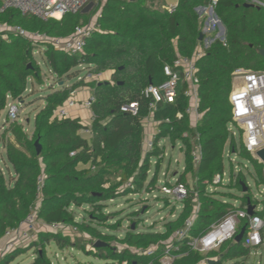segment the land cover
Instances as JSON below:
<instances>
[{
    "label": "trees",
    "instance_id": "obj_1",
    "mask_svg": "<svg viewBox=\"0 0 264 264\" xmlns=\"http://www.w3.org/2000/svg\"><path fill=\"white\" fill-rule=\"evenodd\" d=\"M211 1L177 0L173 12L168 13L149 7L143 0H105L82 53L72 56L15 33H0V120L8 96L21 102L30 79L42 83L40 64L34 58L36 50H41L44 65L58 84L62 83L58 90L51 87V92L43 98L44 106L34 117L30 135L17 121L3 124L0 145L5 147L2 162L6 172L0 167V238L7 230L18 227L31 210H35L37 220L46 225L66 227L65 232L39 231L37 242L8 254L0 264H9L26 252V247L29 250L38 247L31 264H50L45 252L49 243H55L59 249L76 247L68 238L73 233L71 228L75 231L81 228L95 238L115 240L124 246L121 254L107 247L101 248L109 253L105 259L112 263L125 260L127 264H159L169 245L178 248V251H171L176 256L172 264H202L204 259L217 257L218 264L245 262L250 253V248L244 246L247 219L240 220L237 227V234L245 228L239 244L224 243L215 253L206 256L190 251L186 245L233 210V204L219 197L238 199L239 209L247 207L248 201L254 204L249 188L242 197L225 193L218 196L206 191L214 176L224 171L226 145L232 154L237 153L249 162L255 173L254 184L264 187L263 166L244 151L241 141L237 146L227 130L231 123L228 97L232 73L240 68L264 72V59L257 53L264 49V8L244 7L243 0H218L214 11L225 29V43L216 40L204 49L202 41L199 42L202 22L196 9L206 7ZM95 11L88 15L78 12L65 14L60 20L41 21L7 10L0 13V25L18 27L27 34L67 37L76 27L89 24ZM3 35H6L5 39L1 37ZM199 48L203 54L196 62L197 110L201 115L198 124L195 128L189 127L184 115L188 100L182 94L173 104H159L154 116L156 120H171L168 125L159 126L160 133L155 142L169 137L174 143L182 139L183 133L188 134L187 139H182L186 145V172L192 174L195 182L189 187L184 175H179L178 182L188 189L181 210L175 219L165 223L163 232L139 233L135 229L128 231L123 240L102 235L96 227L109 219L103 213L105 203L139 192L150 169L149 158L159 155L156 146L152 153L145 157L142 154V123L147 115V101L141 98V92L149 85L164 82V65L171 64L177 56L190 57ZM82 71L91 75L111 71L112 83L85 81L84 78L77 81ZM72 80L76 81L66 85ZM81 87L91 89L95 99L91 105L89 128L79 119H51L53 111L62 107ZM134 102L139 104L136 117L120 111L121 106ZM177 112L183 113L180 120L175 118ZM87 129L91 136H82L80 132ZM7 133L11 140L5 139ZM35 142L40 146L39 153ZM195 142L199 143L201 151L196 167L191 164L190 157ZM161 162L162 159H158L154 166L155 173L149 180L152 187ZM80 166L84 168L79 169ZM115 172H118V184L108 185V177ZM233 184L240 192L242 184L248 187L243 176L235 179ZM195 201L199 208L187 237L180 242L174 241L173 234L191 216ZM81 206H91L92 210L88 213V222L80 224L70 209ZM254 215L264 218V211L254 212ZM150 248L155 250L152 256L142 254Z\"/></svg>",
    "mask_w": 264,
    "mask_h": 264
},
{
    "label": "built area",
    "instance_id": "obj_2",
    "mask_svg": "<svg viewBox=\"0 0 264 264\" xmlns=\"http://www.w3.org/2000/svg\"><path fill=\"white\" fill-rule=\"evenodd\" d=\"M101 0H1L0 13L7 10H15L21 15L31 16L41 21L50 19L59 20L65 14H76L81 12L88 4L93 3L94 9ZM218 0H212L206 7L196 9L199 20L202 22L201 33L203 35L202 45L206 49L210 47L216 40L224 43V38L221 30V21L215 14V7ZM244 4H249L255 8H264V0H243ZM94 30L93 23L87 24L84 27H76L74 32L67 37H48L43 33L27 34L18 27H8L0 25V33L10 32L28 38L35 43L49 45L55 50L63 52L68 55L81 54L86 40L91 36ZM203 30V31H202ZM214 36V37H213ZM3 39L6 35L1 36ZM203 51L199 48L190 57L177 56L171 64H166L162 68V73L165 78L164 82L158 85H149L141 92V98L147 101V115L143 122H152L159 128L161 124L168 125L169 118L156 120L154 118L158 105L161 103L173 104L176 102L179 95L187 98L188 104L184 108V115L188 119V125L195 128L198 124L201 115L198 113V97L197 87L198 78L196 76L197 68L196 62L202 56ZM84 78L85 81H95L99 83L101 74L91 75L84 74L83 77H78L77 81ZM232 89L228 97L231 113V123L228 126L229 135L236 138V133L241 139L244 151L252 158L257 160L263 166L262 172L264 177V164L256 157L257 152L264 150V72L250 71L245 69H236L232 75ZM73 94L65 102V106L55 109L52 113L51 119H64L68 117L67 108L75 106L76 101L73 99ZM11 104L7 106L6 103V119L5 124L16 122L18 120V101H13L9 96L7 102ZM94 103V99L90 98L85 103V107H90ZM120 111L136 117L139 114V104L137 102L126 104L120 107ZM183 117L182 112H177L175 118L180 120ZM92 121V117H91ZM3 123V124H4ZM160 133V130L150 132L143 141V157L154 151L155 146L160 151L161 144L164 138L155 142V138ZM85 134L91 136L89 129L85 130ZM188 134L183 133L182 139H187ZM157 143V144H155ZM185 150V146L181 143L179 150ZM71 156L74 153L70 154ZM149 158V164L151 159ZM191 164L197 165L201 159V152L199 146L193 147L190 152ZM155 164L158 159H164L165 155L159 152L155 156ZM177 163V162H176ZM154 164V166H155ZM184 168H182L183 172ZM167 177V173L163 174ZM171 178V175H170ZM223 183H229L226 175L214 176L211 184L206 188V191L212 192V187L222 186ZM131 188L130 184H127ZM160 194L172 199L173 201L182 205L183 200L187 197L188 189L183 184L178 182V179L172 181L165 180L161 185ZM253 212L256 211L255 204H252ZM181 207V206H180ZM195 212L184 222L181 229L175 231L172 236L174 241L180 242L187 237L190 227L195 220ZM248 220L247 232L245 234L244 246L252 249L264 248V218L257 215L251 217L247 215V207L239 209L238 205H233V210L230 211L219 222L213 224L210 229L202 236L192 239L187 242V247L190 251L199 254H208L217 251L224 243L232 242L237 234V227L240 220ZM35 210H31L30 214L23 220L18 227L7 230L2 238H0V260L8 254L17 249L27 246L31 240V234L34 232L37 223ZM44 228L54 232H65L66 227L61 224L46 225L42 223ZM75 232V228H71ZM264 235V234H263ZM154 248H150L142 252L147 257L154 253ZM171 251H178L177 247L169 245L166 247L165 253L159 260V264H172L176 259ZM35 257V256H34ZM35 258L32 259V262ZM203 261L202 264H206ZM151 264V263H149Z\"/></svg>",
    "mask_w": 264,
    "mask_h": 264
},
{
    "label": "rangeland",
    "instance_id": "obj_3",
    "mask_svg": "<svg viewBox=\"0 0 264 264\" xmlns=\"http://www.w3.org/2000/svg\"><path fill=\"white\" fill-rule=\"evenodd\" d=\"M104 2L105 0H102L99 7L102 6ZM143 2L149 7H158L159 9H162L161 7L164 4L163 0H143ZM99 7L96 11L94 10L95 12L90 18V24H92L95 20L96 15L99 12ZM220 37H222V35H220ZM34 58L40 64L42 83L39 84L36 81H33L32 85L29 83L28 89L23 96L24 105L21 104L22 101H18L19 103L17 104L19 108L17 122L24 128V131L28 135H30L33 131L34 117L44 106L43 98L51 92V87H53L54 90H58L62 87V85L58 86V82L55 80V77L48 71L41 60L40 49L34 52ZM84 74H86V72L82 71L80 73V77H83ZM75 81L76 80H72V82L66 83V85H70ZM10 104L11 103L8 101L7 106ZM6 111L7 108H5L0 120V139L4 131L3 123L6 119ZM235 133L236 138L234 140L237 146H239L240 138L237 135V132ZM5 139L11 140L12 137L9 133H7L5 135ZM160 147H163L165 158L162 160L161 166L158 168L156 173L155 184L153 187L149 185V180L155 173L154 164L156 158L152 157L146 181L143 184V188L139 192L134 191L125 197H119L105 203L106 205L103 213L109 216L108 221L104 222L99 228L96 227V225H93L101 232L102 235L114 236L116 239L123 240L126 233L131 230L132 226L134 227L133 230L136 229V232L139 233L163 232L165 223L175 219L177 216L181 206L180 203H177L172 199H167V197L160 194L159 189L165 181V178H163L164 173L167 172L168 176L171 175V178L166 177L167 181H172V179H176L177 176L181 174L183 161L178 146H174L173 149H171L170 144L166 142V144H162ZM4 152L5 147L1 144L0 167L4 172H6L5 166L2 162ZM223 160L225 175H227L228 178H230V175H233V178L230 179L229 184L223 183L222 186L212 187V189H214L212 192L217 195L225 193L231 194L235 197H242V192L237 190L233 183L235 179L237 181L239 176H243L246 179L248 188L250 189L249 195L252 198V202L256 206V211L263 212L264 187H257L254 184L253 178L255 173L249 162L242 159L237 153L232 154V152L228 149V145L225 147ZM9 172H11V169H9ZM117 175L118 172H115L114 175L108 177V185L118 184L119 177ZM186 181L189 186H193L195 179L192 176H189L186 178ZM219 198H221V200L228 201L233 205L239 204L238 199L231 200L222 197ZM166 200L168 201L165 202ZM70 210L73 212L75 220L81 224L84 221L88 222V213L92 210V208L91 206H81L71 207ZM40 230L46 231L47 229L44 228L42 222L38 220L36 228L31 234V240L28 242V244H30L29 246H31L32 243L37 242ZM68 238L73 244H75V248L59 249L53 242L46 246L45 252L50 264H127L125 260L122 262L115 260V262L112 263L111 260L107 261L105 259V256L109 253H107L106 250H102V247H107L116 254H121L125 250V247L116 243L115 240L105 241L100 238H95L81 230V228H78L75 232L68 235ZM28 248L29 247H26V252L18 255L16 258L11 260L9 264H31L32 259L35 258L34 256L38 247L30 250ZM130 251L136 252L135 250ZM215 252L216 251H214V253ZM213 258H215V256ZM218 259L219 258L217 257L215 261H218ZM241 264H264V249H252L250 255L246 258V262H242Z\"/></svg>",
    "mask_w": 264,
    "mask_h": 264
},
{
    "label": "crops",
    "instance_id": "obj_4",
    "mask_svg": "<svg viewBox=\"0 0 264 264\" xmlns=\"http://www.w3.org/2000/svg\"><path fill=\"white\" fill-rule=\"evenodd\" d=\"M164 1V4L162 5V9L161 10H167L168 11V13H172L173 12V10H174V8L176 7V5H177V0H163ZM99 4H100V2H99ZM99 4L97 5V6H99ZM103 5V4H102ZM154 8V7H153ZM155 8H157L158 9V7H155ZM96 9V8H95ZM94 8H93V10L92 11H94L95 10ZM100 9H101V6L99 7V12H100ZM91 11V12H92ZM90 12V13H91ZM99 12H98V14H99ZM89 13V14H90ZM98 14L96 15V17L98 16ZM88 15V14H87ZM60 20V19H59ZM95 20H96V18H95ZM95 20L93 21V26H94V23H95ZM90 23V22H89ZM221 30H222V33H223V38H224V43H225V29H224V27H223V25H222V23H221ZM202 41V40H201ZM222 43V42H221ZM261 72V71H260ZM111 75H112V72L111 71H109V72H106V73H103V74H101V79L99 80V83H105V82H107V83H109V84H111L112 82H111ZM30 82L29 83H31V85H32V83H33V79H30L29 80ZM35 82V81H34ZM231 89H232V79H231ZM74 94H73V99L76 101V104H75V106L74 107H72V108H67L66 110H67V114H68V117L67 118H70V119H79V122L82 124V125H84V126H87L88 128H89V126H90V124H91V117H92V111H91V106L90 107H85L84 106V103L88 100V99H90V98H93L94 99V96H93V91L91 90V89H89V88H87V87H81V88H78V89H76L74 92H73ZM95 100V99H94ZM24 101H22L21 102V104H23L24 105V103H23ZM43 104H44V102H43ZM65 106V105H64ZM142 125H143V141L145 140V138L147 137V135L150 133V132H155L156 130H158L159 128H157V126L155 125V124H153L152 122H148V123H146V122H143L142 123ZM229 126V125H228ZM227 130H228V127H227ZM229 133V132H228ZM80 134L82 135V136H87V137H89V135H87V134H85V130L84 131H81L80 132ZM230 136V135H229ZM231 137V136H230ZM233 138V137H232ZM164 139L165 140H163V142H162V144H166V142H168L169 144H170V146H171V149H173V147L174 146H180V144L182 143L184 146H185V150L183 149V150H180V154H181V157H182V168H184V170H183V172H182V168H181V174L180 175H184V178H185V182L187 183V181H186V178L187 177H189V176H192V174L190 173V172H186V145H185V142L182 140V139H177V140H175L174 141V143H172V141L170 140V138L169 137H164ZM235 139V138H234ZM198 141V140H197ZM240 141H241V139H240ZM161 144V145H162ZM242 144V143H241ZM199 146V143H197V142H195L194 144H193V147H195V146ZM199 148H200V146H199ZM225 150V149H224ZM161 154H164V152H163V147H161V150L159 151ZM191 152V151H190ZM201 152V151H200ZM142 154H143V144H142ZM144 155V154H143ZM223 156H224V154H223ZM194 167H196V165L194 166ZM82 168H84V166H80L79 167V169H82ZM167 173V172H166ZM166 173H164V174H166ZM223 173L225 174V172L223 171ZM167 177H169L170 178V175L168 176V174H167ZM226 177H227V179H229V182H230V178H228V176L226 175ZM164 178V177H163ZM179 178V175L177 176V178L176 179H178ZM164 180H166V178L164 179ZM227 184H229V183H227ZM187 185H188V183H187ZM189 186V185H188ZM190 187V186H189ZM218 187V186H217ZM207 189V188H206ZM214 189H212V191H213ZM242 194L244 195V194H246V193H243L242 192ZM181 208H182V205H181V207H180V210H181ZM198 204L196 203V201L194 202V207H193V212H192V214L195 212V214L197 213V211H198ZM179 210V211H180ZM254 213V212H253ZM191 214V215H192ZM41 231V230H40ZM237 235V234H236ZM244 238V237H243ZM232 243L234 244V240L232 241ZM262 249H264V248H262ZM251 250H252V248L250 249V253H251ZM250 253H249V255H250ZM200 255H202V256H204V255H206V254H200ZM203 261H206L207 263L206 264H209V262H218V261H215V259L213 260V259H204ZM245 262H246V260H245ZM229 264H232V263H229Z\"/></svg>",
    "mask_w": 264,
    "mask_h": 264
},
{
    "label": "water",
    "instance_id": "obj_5",
    "mask_svg": "<svg viewBox=\"0 0 264 264\" xmlns=\"http://www.w3.org/2000/svg\"><path fill=\"white\" fill-rule=\"evenodd\" d=\"M244 7H252L251 5L249 4H244ZM94 8V4L93 3H90L88 4L82 11H81V14H84V15H87L89 14ZM203 39V35L202 33H200L199 35V42ZM257 53L258 55H260L263 59H264V49H259L257 50ZM104 84H108L107 82H105ZM62 83L60 82L58 84V86H61ZM35 147H36V150H37V153H39L40 151V146L38 145L37 142H35ZM256 157L258 159H260L262 161V163L264 164V150H261L259 152H257L256 154ZM242 186V192L243 193H247L248 192V187L245 186L244 184L241 185ZM253 206L250 204V202L248 201L247 203V215L248 216H252L254 213H253ZM134 227L132 226L131 230H133ZM244 234H245V228H242L239 233L235 236L234 238V244H239L241 243V241L243 240V237H244ZM209 264H218L217 262H209Z\"/></svg>",
    "mask_w": 264,
    "mask_h": 264
}]
</instances>
